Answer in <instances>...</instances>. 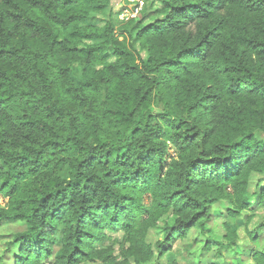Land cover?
I'll return each instance as SVG.
<instances>
[{
	"label": "trees",
	"instance_id": "obj_1",
	"mask_svg": "<svg viewBox=\"0 0 264 264\" xmlns=\"http://www.w3.org/2000/svg\"><path fill=\"white\" fill-rule=\"evenodd\" d=\"M110 2L0 0V170L8 174V179L0 182V196L12 205L7 213L0 209V220H18L27 216L35 219L38 207L52 196V192L47 189L52 187L53 177L51 174H41L39 166L28 167L34 162L33 154L36 157L55 156L67 151L71 147L69 141L79 137L89 123L93 131L85 136V141L94 142L92 147L102 148V153L100 159H96L94 153L85 157L94 161L97 172L84 178V187L88 188L89 181L97 174L110 177V184L124 187L117 173L123 174V169L132 167L134 163L130 156L121 159L125 152L130 153L128 145L122 143L125 139L124 130L132 120L139 121L145 112L150 116L148 109L151 106H160L161 103L178 106L184 103L187 96L186 88L165 95L161 90L167 89V82L153 80L151 76L161 65L171 67L175 61L169 47L170 39L175 38L173 33L192 29L199 35L196 45L181 48L176 55L184 53L192 56V49L198 48L200 44H206L210 49L218 46L220 55L232 54L230 49L236 43L233 36L237 25L232 24L228 17L220 16L213 22L211 15H192L200 8L197 0H162L161 7L154 6L144 11L140 18L131 19L127 24L131 41H136L142 51L136 56L115 38L109 19L97 23L92 21L94 14L100 13ZM233 3L234 0H225L224 7ZM248 10L254 11L251 6H248ZM191 36L192 31H189L188 37ZM261 43L264 42L248 39L244 47L258 49L259 54L264 52V48H258ZM240 55L242 59L244 53ZM76 66L81 67V74L75 81L72 70ZM226 70L243 72L249 78L254 75V71L239 61L227 65ZM252 83L255 84V81ZM221 104L225 109L220 114L224 126L217 133L218 146H223L224 153H227L232 140L230 130L241 126L250 127L264 118V97L257 96L255 100L244 102L240 94L228 93V98H221L217 106ZM191 110L192 105H186L185 111ZM78 122L85 127H78ZM137 126H133V132ZM70 129L74 131V136L67 135ZM37 134L41 138L49 137L39 148L35 146L34 137ZM60 136L64 139H59ZM49 148H55L56 152H50ZM216 158L224 162L223 174L209 176L198 184L177 186L173 195L183 193L186 199L179 207L173 205L172 212L158 203L161 211L156 219L172 221L169 226L175 234L171 239L169 233H165L162 241L146 242V234L149 229H154V222L144 221L140 244L135 243L133 237L135 224L109 230L122 231L117 248L119 254L111 246L105 247V244L94 247L95 242L105 240V234L93 232L85 233L90 241L87 245H82L77 236L73 252L78 253L83 264H91L96 260H99V264H128L127 257H132L136 264H159L162 254L193 229L198 230L199 240H205L201 248H207L213 239L210 228L206 226L212 215V204L219 199H228L234 203L236 200L235 204L240 208L250 207L248 195L256 194L249 190L250 174L264 172V152L250 157L238 170L228 166V155L222 153ZM137 159L141 164L145 163L142 158ZM80 163L82 161L77 163V169ZM47 165L48 161H44V167ZM53 167L56 175H63L71 167V162L61 156ZM105 168L108 171H102ZM159 171L162 172L163 168ZM10 180L15 182L10 184ZM127 180L128 177L124 176V181ZM71 183L78 184L79 181ZM41 186L45 189L43 194ZM61 190L55 188L57 193ZM261 190L260 198L264 200V188ZM121 199L134 200L136 197L123 193ZM85 203L86 199L82 198V210L76 217L78 226L88 212ZM92 226L95 227V224ZM263 226L264 223L261 224ZM224 238L216 240L220 248L230 245L224 243ZM88 248L92 251L86 250ZM248 254L255 264H264L263 253ZM71 255L69 253V257ZM118 257H122L121 262ZM169 264L177 262L173 260Z\"/></svg>",
	"mask_w": 264,
	"mask_h": 264
},
{
	"label": "clouds",
	"instance_id": "obj_2",
	"mask_svg": "<svg viewBox=\"0 0 264 264\" xmlns=\"http://www.w3.org/2000/svg\"><path fill=\"white\" fill-rule=\"evenodd\" d=\"M161 2L162 0H157L155 7H161ZM197 3L200 8L192 15H211L213 22L217 17L226 16L232 24L237 25L233 36L236 43L230 49L232 54L220 55L218 46L210 49L206 44H200L198 48L192 49V56L184 53L176 55L181 48L196 45L199 35L192 29H183L172 34L175 38L170 39L169 47L175 61L171 67L167 64L161 65L151 76L153 80L167 82V89L161 90L165 95L186 88L187 96L184 103L178 106L163 103L160 106H151L148 109L150 116L145 112L139 121L132 120L124 130L125 139L122 143L128 145L130 153L125 152L121 159H128L130 156L134 163L132 167H125L123 174L117 173L121 182H124L123 188L110 184V177L100 174L89 181L88 188L84 187V178L97 172L94 161L85 157L94 153L95 158L100 159L102 153V148L92 147L94 142L85 141V136L93 131L90 123L79 137L69 141L71 147L67 151L55 156L36 157L33 154L34 162L28 167L39 166L41 174L52 175V187L47 189L52 192V196L38 207L35 219L27 216L12 222L11 226L0 220V232L12 233L6 240L0 239V264H83L78 253L73 252L77 236L80 237L82 245H87L90 244L85 235L87 232L107 235L112 228L122 229L135 224L133 237L135 243L140 244L144 221L154 222L157 240L162 241L165 233H169L171 239L175 234L169 226L172 221L156 219L161 211L158 203L172 212L173 205L179 207L186 199L183 193L173 195L177 186L183 187L185 183L198 184L209 176L223 174L224 162L216 158L222 153L228 155V166L238 170L250 157L264 152V118L250 127L241 126L230 130L232 140L228 144L227 153H224L223 146H218L217 134L224 126L220 114L225 109L222 104L217 106L221 98L227 99L228 93L240 94V99L244 102L255 100L257 96L264 97V52L257 54L258 49L244 47L248 39L264 42V0H234L227 8L224 7L225 0H197ZM248 6L254 11H249ZM189 31H192L190 38ZM258 48H264V43ZM242 52L244 55L241 59ZM238 61L254 71L251 78L243 72L226 70L227 65ZM238 76L242 78L237 79ZM253 80L255 84L252 83ZM197 88L199 91H196ZM209 93L215 95H208ZM186 105H192V110L186 112ZM137 124L133 132V126ZM77 126L82 129L85 127L79 122ZM67 135L74 136L75 133L70 129ZM48 138H41L37 134L34 137L35 146L39 148ZM59 139L63 140L64 137L60 136ZM49 151L56 152V149L49 148ZM61 156L71 162V167L63 175H56L53 166L57 165ZM137 157L142 158L145 163L141 164ZM44 161H48L47 167H44ZM79 161L82 163L77 169ZM161 167L162 172L159 171ZM24 171L27 172V168ZM102 171H108V168ZM124 176L128 177L126 182ZM5 179H8V174L0 170V182ZM73 181L79 183H71ZM14 182L9 181L10 184ZM57 187L62 189L58 193L55 192ZM43 191L45 189L41 186V194ZM123 193L136 199H121ZM82 198L86 199L85 208H88V212L81 218L78 226L76 217L82 210ZM11 206L7 200L0 201L3 213H7ZM194 235L195 231L189 234V238ZM17 236L20 238L15 239ZM243 243L252 244L264 251V241L256 244L248 239ZM86 250L92 251L91 248ZM193 251L198 252V246ZM216 251L213 248L204 259H213ZM69 253H72L71 257ZM228 258L230 256L222 257L225 260ZM119 259L122 258L118 257ZM92 264H99V260ZM245 264H252V261L246 260Z\"/></svg>",
	"mask_w": 264,
	"mask_h": 264
},
{
	"label": "rangeland",
	"instance_id": "obj_3",
	"mask_svg": "<svg viewBox=\"0 0 264 264\" xmlns=\"http://www.w3.org/2000/svg\"><path fill=\"white\" fill-rule=\"evenodd\" d=\"M156 2L153 0H111L100 13L94 14L92 21L97 23L101 20L109 19L115 38L138 56L142 51L136 41H131L127 33V24L131 19L140 18L144 11L152 9ZM151 5L152 7L150 8ZM80 74V66L73 68L72 75L75 81L80 78ZM249 180L251 181L249 184L250 193L256 192L255 195L247 196L251 199L250 207L240 208L235 204L237 203L236 200L234 203L228 199H219L212 204V215L206 226L210 228L213 239L207 248H201L205 240L204 238L199 240L198 230L193 229L184 238L177 239L172 244L171 249L162 254L159 258V264H169L173 260L177 264H245L246 260H251L252 264H255V261L248 253L258 252L264 254V251L259 247H254L252 244L243 243V241L250 239L256 244L264 241V226L261 227V224L264 223V200L260 198L261 189L264 188V172L251 173ZM3 200L7 199L0 196V201ZM231 210H234V212L229 213ZM2 220L8 222L9 226L16 221ZM193 231L196 232V235L189 238V234ZM225 234L227 237L224 238ZM11 235V232H0V239L6 240ZM121 235V230L109 232V234L105 235V240L95 242L93 246L99 248L105 244L117 250L116 254H119L117 248ZM156 236L157 233L151 228L148 230L145 240L146 242L155 243L157 241ZM222 237L224 238V243H230V245L220 248L216 240ZM197 246L199 251H193ZM213 248L217 249L214 253V258L211 260L204 259L205 255L211 252ZM237 248L239 249L238 251L236 250ZM14 255L16 253H13ZM225 256H230V258L227 260L222 259ZM121 261L122 259H119V262ZM127 262L128 264H136L132 257H127Z\"/></svg>",
	"mask_w": 264,
	"mask_h": 264
}]
</instances>
